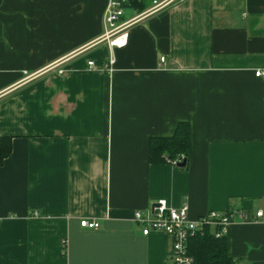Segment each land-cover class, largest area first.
<instances>
[{
    "label": "crops",
    "instance_id": "crops-1",
    "mask_svg": "<svg viewBox=\"0 0 264 264\" xmlns=\"http://www.w3.org/2000/svg\"><path fill=\"white\" fill-rule=\"evenodd\" d=\"M107 4L0 0V264H171V239L134 221L159 200L192 219L242 209L227 253L264 264V0H179L113 50ZM179 123L187 166L152 164L150 139Z\"/></svg>",
    "mask_w": 264,
    "mask_h": 264
},
{
    "label": "built area",
    "instance_id": "built-area-1",
    "mask_svg": "<svg viewBox=\"0 0 264 264\" xmlns=\"http://www.w3.org/2000/svg\"><path fill=\"white\" fill-rule=\"evenodd\" d=\"M178 1L149 0L145 10L134 18L125 20V6H129L130 0H108L103 18L105 32L100 42H105L110 50L125 47L128 43V30L133 25L173 6ZM114 62V58L110 56L106 67L108 72L113 71ZM165 62L166 59L161 58V63ZM63 65L64 61L59 60L51 64L47 70H56L59 74H64L66 70L62 68ZM88 66L94 67V63L89 62ZM24 76L23 82H30L38 76V73L24 72ZM255 77L264 81V70H257ZM262 216L263 212L259 211L255 218ZM252 220L242 209L235 208H230L226 212L211 211L198 219H192L187 206L172 208L168 206L166 200H159L147 214L140 211L134 214V221L143 225V235L148 236L152 232H160L171 239V249L168 254L171 264H196L189 253L188 246L189 241L197 234H202L205 230L210 229L216 238H225L234 222H250ZM80 226L92 230L100 227L99 223L90 220H81Z\"/></svg>",
    "mask_w": 264,
    "mask_h": 264
},
{
    "label": "trees",
    "instance_id": "trees-1",
    "mask_svg": "<svg viewBox=\"0 0 264 264\" xmlns=\"http://www.w3.org/2000/svg\"><path fill=\"white\" fill-rule=\"evenodd\" d=\"M146 0H130L129 6L142 12L147 7ZM191 128L188 123H179L175 133L169 138H151L149 141V161L152 164H162L167 161L176 165L186 162L190 154ZM12 150V140L0 137V166L9 157ZM189 253L196 264H235L227 253V237L216 238L210 229L197 234L189 241Z\"/></svg>",
    "mask_w": 264,
    "mask_h": 264
},
{
    "label": "water",
    "instance_id": "water-1",
    "mask_svg": "<svg viewBox=\"0 0 264 264\" xmlns=\"http://www.w3.org/2000/svg\"><path fill=\"white\" fill-rule=\"evenodd\" d=\"M185 164H186V162L184 161V162H182V163L178 164V166H179V167H184V166H185ZM155 206H156V205H155Z\"/></svg>",
    "mask_w": 264,
    "mask_h": 264
}]
</instances>
